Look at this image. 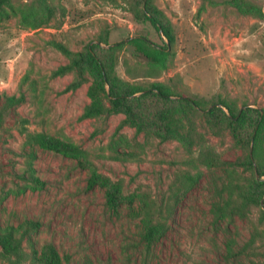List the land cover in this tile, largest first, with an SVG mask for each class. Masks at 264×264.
<instances>
[{
    "label": "rangeland",
    "instance_id": "1",
    "mask_svg": "<svg viewBox=\"0 0 264 264\" xmlns=\"http://www.w3.org/2000/svg\"><path fill=\"white\" fill-rule=\"evenodd\" d=\"M245 1L261 14L240 11L230 0H151L174 36L161 65L128 44L136 37L168 44L133 14L141 0L0 6V231L21 241L26 258L19 264H36L30 255L46 244L65 264H264V177L249 165L252 144H243L229 122L219 134L203 113L185 124L220 163L207 167L177 140L137 132L121 112L82 119L91 77L68 89L78 69L56 74L69 62L58 44L82 52L98 39L103 49L124 41L115 64L124 82L224 99L254 110L253 119L264 108V0ZM33 17L42 24L32 26ZM23 127L83 153L70 158L30 146ZM249 132L246 124L244 138ZM93 175L121 184L118 209L107 207L104 188L89 185ZM151 227L160 232L148 244ZM0 264H9L1 247Z\"/></svg>",
    "mask_w": 264,
    "mask_h": 264
},
{
    "label": "trees",
    "instance_id": "2",
    "mask_svg": "<svg viewBox=\"0 0 264 264\" xmlns=\"http://www.w3.org/2000/svg\"><path fill=\"white\" fill-rule=\"evenodd\" d=\"M9 1L0 0V6L9 4ZM230 2H233L240 11L261 14L260 9L248 1L230 0ZM134 5L132 12L135 17L138 20L149 21L167 39L168 44L162 47L156 46L143 37L129 39L128 44L134 46L135 52L145 57L150 63L161 65L171 54L169 48L174 42L173 33L169 26L161 21L159 11L151 4V0H141V3ZM32 20L35 22L31 24L34 27L42 24V21L36 17ZM102 42L103 39H98V43L87 46L82 52H72L63 45H57L68 57L69 62L57 69L56 74H64L74 68L79 71L78 78L67 86L68 89L78 88L85 80V74L92 79L87 90L91 101L84 107L82 119L99 118L111 111L121 112L125 116L124 121L132 124L137 132L150 130L159 133L163 139L173 138L186 149L197 151L195 159L199 164L215 167L220 163L213 151L195 141L192 126L185 125L192 120V116L194 118L196 113H203L209 127L216 134L221 132L222 123L227 121L243 144H252V158L249 165L256 170L260 178L264 177V108L260 112L256 110V116L252 119L249 113H253L254 110L239 109L235 104L224 99L208 102L204 98L174 95L163 84L142 87L124 82L117 76L115 64L117 52L122 49L125 42L115 43L106 49L101 47ZM9 101L11 104L18 102L13 97ZM177 110L181 112L180 117L175 116ZM224 110L228 111L229 116ZM246 124H249L250 132L249 136L244 138ZM20 132L30 146H38L70 158H78L83 153L73 144L54 138L44 131L30 132L23 127ZM89 185H98L105 189V203L108 208L116 210L121 206L123 191L119 182L93 175L89 179ZM159 232L155 227L149 229L146 235L148 244ZM15 236V233L10 230L0 231V247L9 264H19L26 258L21 241ZM30 258L36 264H65L52 244H46L39 253L33 251Z\"/></svg>",
    "mask_w": 264,
    "mask_h": 264
}]
</instances>
